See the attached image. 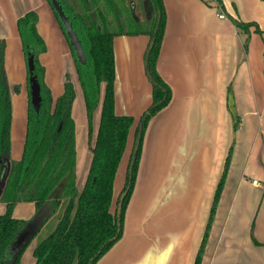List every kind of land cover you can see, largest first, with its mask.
Here are the masks:
<instances>
[{"label":"crops","instance_id":"0c3cea01","mask_svg":"<svg viewBox=\"0 0 264 264\" xmlns=\"http://www.w3.org/2000/svg\"><path fill=\"white\" fill-rule=\"evenodd\" d=\"M162 1L166 23L156 67L170 87V102L151 117L144 132L122 235L96 264H193L229 148L228 171L201 264H264V1ZM29 10L37 14V33L46 45L39 59L53 99L63 93L65 73L77 82L68 41L50 3L0 0L5 71L9 84L20 88L11 98L14 161L21 158L28 109L27 70L16 22ZM233 19L255 25L245 32ZM148 41L147 36H117L113 41L114 113L135 119L113 182V199L126 178L138 118L151 103L143 64ZM73 103L76 187L81 190L91 154L82 90L76 86ZM14 207L13 218L26 221L36 210L26 202ZM5 209L0 203V214ZM35 245L34 239L19 264H34Z\"/></svg>","mask_w":264,"mask_h":264},{"label":"trees","instance_id":"16d2710c","mask_svg":"<svg viewBox=\"0 0 264 264\" xmlns=\"http://www.w3.org/2000/svg\"><path fill=\"white\" fill-rule=\"evenodd\" d=\"M57 1L69 18L85 55L84 63H79L65 29L53 11L68 41L77 83L82 90L91 161L84 185L79 190L75 172V120L72 118L75 87L69 74L65 73L63 93L53 99L44 82L45 70L39 59L45 54L46 45L37 33V14L29 10L17 18L16 28L25 64L29 54H33L32 75L40 87V106L36 112L28 95L25 141L21 158L15 161L10 156L11 98L20 88L8 82L4 65L5 40L0 39V176L4 165L7 167V174L4 172L5 177L3 175L0 183V203L6 208L0 214V264H19L23 252L34 239V264H96L122 235L123 218L134 190L144 132L151 117L167 107L171 98L170 87L162 81L156 67L166 23L162 0H143V20L134 14L131 5H126V0H75L77 7L68 0ZM218 4L220 6V1ZM233 22L245 32L255 25L234 19ZM255 30L259 32L257 28ZM117 36L149 37L143 64L151 84V103L138 118L134 136L137 137L141 126L140 143L131 174L128 167L132 154L130 156L121 193L127 187L128 191L118 217V199L112 211L113 182L135 119L114 113L116 68L113 41ZM29 77L27 70V87ZM97 109L99 124L95 141L91 144L92 116ZM228 151L193 264H201L228 171L231 148ZM18 202L34 204L36 210L30 220L13 218L14 206ZM44 227L45 231L40 232Z\"/></svg>","mask_w":264,"mask_h":264},{"label":"water","instance_id":"95a60500","mask_svg":"<svg viewBox=\"0 0 264 264\" xmlns=\"http://www.w3.org/2000/svg\"><path fill=\"white\" fill-rule=\"evenodd\" d=\"M49 1H51L50 5H51L53 11L56 13V16L59 18L60 23L62 24V26L65 29V35H67L68 40H69V44L72 47L73 52H75V56H76L77 61L79 63H84L85 55H84V52H82V45L78 39V36L73 31V28L71 26L69 18H67V16L64 14L62 7L57 0H49ZM26 64H27V70L29 71V74H30V77L28 79L30 104H32L34 110L37 112L39 110V106H40V104H39V102H40V87H39V84H38L35 76L32 75V72H33V54L32 53L29 54V57L26 61ZM140 131H141V126H139L138 133L136 135L137 137L134 140V147H133L132 152H131L132 158L130 161V165L128 167L129 174H131V171H132L131 168H132L134 157L136 154L135 152H136L138 145L140 143ZM5 171H6V168L4 167L1 170L2 174L0 176V183L3 180V175H4ZM4 177H5V175H4ZM127 191H128V187L120 194V196L118 198V203H117L118 206H117V210H116V216L117 217L120 214L121 207H122L121 204H122L124 197L127 194Z\"/></svg>","mask_w":264,"mask_h":264},{"label":"rangeland","instance_id":"374dc122","mask_svg":"<svg viewBox=\"0 0 264 264\" xmlns=\"http://www.w3.org/2000/svg\"><path fill=\"white\" fill-rule=\"evenodd\" d=\"M68 1H70V3L71 4H73L75 7H77L78 6V4H77V1H75V0H68ZM143 0H126V5L127 6H132V9H133V12H134V14L136 15V16H138L139 17V19H141V20H143V18H144V16H143V12H142V5H143ZM71 58H72V55H71ZM72 61H73V58H72ZM73 65H74V61H73ZM70 76V75H69ZM74 82H76L75 81V77H74ZM73 84H75V86L78 88V91L80 90V86L78 85V83L76 82V83H73ZM74 86V85H73ZM74 86V87H75ZM99 109H97L94 113H93V116H92V127H93V130H94V127H95V125L97 124V126H98V123H99ZM74 116L76 117V120L78 121V119H79V117H78V114L75 112L74 113ZM96 128V127H95ZM86 133V137H87V126H86V131H85ZM88 137H87V142H88ZM88 145H89V143H88ZM4 167L5 168H7L6 167V165H4ZM127 167H128V165H127ZM126 170H127V168H126ZM126 175H127V172H126ZM122 177H123V174H122ZM125 182V181H124ZM123 186H124V183H123V185H122V189H123ZM115 191H117V189H115ZM120 191H122V190H120ZM119 191V192H120ZM115 193V192H114ZM121 193V192H120ZM120 193H118V195H116L115 196V198L113 199V202H112V205H113V207H112V211L115 209V206L116 205H114V204H116V200L118 199V196H119V194ZM208 219V218H207ZM208 221V220H207ZM30 246V245H29ZM28 246V247H29ZM27 247V248H28ZM26 248V249H27ZM25 249V250H26ZM25 252V251H24ZM23 252V253H24Z\"/></svg>","mask_w":264,"mask_h":264},{"label":"bare ground","instance_id":"6f19581e","mask_svg":"<svg viewBox=\"0 0 264 264\" xmlns=\"http://www.w3.org/2000/svg\"><path fill=\"white\" fill-rule=\"evenodd\" d=\"M29 95V94H28Z\"/></svg>","mask_w":264,"mask_h":264}]
</instances>
